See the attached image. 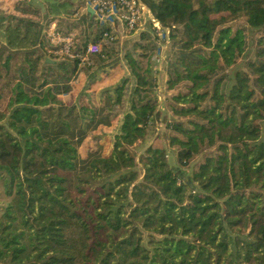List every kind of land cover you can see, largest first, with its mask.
I'll return each mask as SVG.
<instances>
[{
	"label": "trees",
	"instance_id": "1",
	"mask_svg": "<svg viewBox=\"0 0 264 264\" xmlns=\"http://www.w3.org/2000/svg\"><path fill=\"white\" fill-rule=\"evenodd\" d=\"M84 1L44 0L57 31L87 23L71 61H46L40 22L24 14L40 8L0 15V264H264V33L250 53L247 28L227 24L264 29V0H140L174 31L164 110L140 60L149 32L122 65ZM89 41L100 52L82 62ZM115 67L123 78L103 85ZM159 121L174 167L167 147L130 149Z\"/></svg>",
	"mask_w": 264,
	"mask_h": 264
},
{
	"label": "rangeland",
	"instance_id": "2",
	"mask_svg": "<svg viewBox=\"0 0 264 264\" xmlns=\"http://www.w3.org/2000/svg\"><path fill=\"white\" fill-rule=\"evenodd\" d=\"M29 2L32 6V8H40V15L39 16H35L33 14H26L24 13L26 16L40 22V25L42 27V31H41V40L44 41V43L46 44L48 50L45 52V55L47 56L46 58L49 59H56L57 58H64V60H73L74 57L72 56H68V55H64V53H55L54 50V46H59L60 44L63 45V41H60L59 43H51L49 40V36L51 37V31H52V26H53V30L57 28V22L59 20V18L56 17H49L48 19H45L44 14L46 11V4L44 2V0H0V15L7 13V12H14L15 14L18 15H24L18 11H16L13 7V5L15 4V2ZM85 3V1H84ZM83 3V4H84ZM148 9V8H147ZM81 12H83L82 14L85 13L84 8L82 7ZM141 14V20L140 22L135 25V27L132 30H129L125 24L123 22L117 21L115 28L112 29L113 30V39H112V43L111 45L113 46V49L115 51V53H117L115 56L118 57V59L120 60V63L125 64V60L123 58V54L125 51L129 50L132 45L134 44L135 40L137 41L139 38V34L142 31H147L150 34V39H152V44H153V49H149V47L144 50V54H146L143 57H140V60L142 62V64H148L151 69L152 72L155 76V84H156V92L158 95V102H159V107L161 110H164V108H166L164 105L168 103L167 99L170 98V96L172 94H174L176 92V90H167L166 89V84L165 81L167 79L166 76V64L167 61L169 60V58L171 57V44H172V39L170 38L171 33H173L174 31H170L169 28H164V34L161 37H156L154 29H153V25L151 22V13L149 10H144V11H140ZM81 14H78L74 17L68 16L67 18L72 21V20H78V17ZM75 18V19H74ZM53 20V21H52ZM74 22V21H73ZM52 23H54L55 25H52ZM227 24H231L232 26H236L237 27H245L247 28L246 33H247V39L249 42V52L251 53L252 48H253V44H254V39L256 37H258L260 34L264 33V29L262 30H257L254 28H250L246 22V17L245 16H240L239 18H236L235 20H233L232 22H228ZM85 26H87V23H81L80 27H75L74 29H72L71 31L65 33H62L60 31H58L60 34L64 35V36H68L71 35L73 38V43L74 46L76 44V42H80L82 43V38L84 35L87 34L85 29ZM90 42V41H89ZM88 42V43H89ZM143 43H147V41L143 40ZM136 52L141 53L143 51H141V49H137ZM114 53V54H115ZM88 58V56H87ZM116 59H112L111 61H109V64L113 63ZM51 62V61H48ZM124 68H126V66H123ZM123 75V70L119 67H115L112 72L110 73V75L107 77L105 83H103V85H111L113 83H115L121 76ZM123 78V76L121 77V79ZM120 79V80H121ZM119 80V81H120ZM118 81V82H119ZM85 83V76L80 73L76 79L73 81V90L62 96L64 102L66 103H72L75 99V97L77 96L78 92L82 89L83 85ZM96 89L100 88V85H95ZM98 98V96H97ZM85 101L83 100V103ZM6 104V98L2 97L0 98V109L2 110L5 107ZM168 116L170 117V112L168 111ZM164 131H165V125L164 122H156L154 124H149L146 128V133L144 135L143 138L137 140L131 147V151L133 153V155L135 156V158L137 159L138 156L140 155V153H142V151L148 146V145H154V146H159V147H167L168 151H167V159L168 162L171 166H175L176 165V156H175V152L172 150L171 147L167 146V142H166V138H164ZM111 139H112V133H107L104 134L103 137H101V144L103 147V152L104 154H108V152L110 151L111 148ZM90 142V141H89ZM89 146H92V143L88 144ZM95 147V144H94ZM201 160V157L198 156L195 158V160H193L188 166L186 167H182L181 169V174L186 176L187 174H189L191 172V170H193L194 166ZM1 192V190H0ZM3 199H5L3 196H0V200L2 201Z\"/></svg>",
	"mask_w": 264,
	"mask_h": 264
},
{
	"label": "built area",
	"instance_id": "3",
	"mask_svg": "<svg viewBox=\"0 0 264 264\" xmlns=\"http://www.w3.org/2000/svg\"><path fill=\"white\" fill-rule=\"evenodd\" d=\"M84 11L92 10V15L101 24L109 26L111 29L115 28L117 21L123 22L125 26L132 30L137 22L141 20L140 11L148 10L145 4L140 0H85ZM153 29L156 37H161L164 34L163 27L158 21L151 18ZM52 25H55L52 23ZM51 43H63V45L54 46L55 53H64V55L72 56L71 48L73 46V38L71 35H62L57 30H53L52 26ZM105 32L104 35H106ZM100 52V43L98 41H90L85 50V55L81 56V61H87V56L90 54H97Z\"/></svg>",
	"mask_w": 264,
	"mask_h": 264
},
{
	"label": "water",
	"instance_id": "4",
	"mask_svg": "<svg viewBox=\"0 0 264 264\" xmlns=\"http://www.w3.org/2000/svg\"><path fill=\"white\" fill-rule=\"evenodd\" d=\"M89 12H91L92 13V10L91 9H89ZM46 61L48 62V61H53L52 59H49V58H46Z\"/></svg>",
	"mask_w": 264,
	"mask_h": 264
}]
</instances>
